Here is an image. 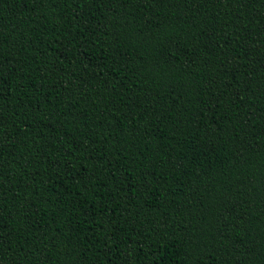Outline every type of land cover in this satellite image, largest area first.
Returning a JSON list of instances; mask_svg holds the SVG:
<instances>
[{"label":"trees","instance_id":"1","mask_svg":"<svg viewBox=\"0 0 264 264\" xmlns=\"http://www.w3.org/2000/svg\"><path fill=\"white\" fill-rule=\"evenodd\" d=\"M0 264H264V0H0Z\"/></svg>","mask_w":264,"mask_h":264}]
</instances>
